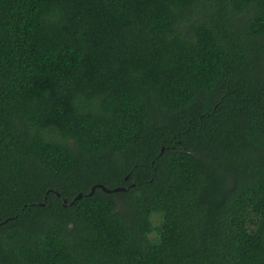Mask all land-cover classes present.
I'll use <instances>...</instances> for the list:
<instances>
[{
	"label": "trees",
	"instance_id": "1",
	"mask_svg": "<svg viewBox=\"0 0 264 264\" xmlns=\"http://www.w3.org/2000/svg\"><path fill=\"white\" fill-rule=\"evenodd\" d=\"M0 264H264V0H0Z\"/></svg>",
	"mask_w": 264,
	"mask_h": 264
},
{
	"label": "water",
	"instance_id": "2",
	"mask_svg": "<svg viewBox=\"0 0 264 264\" xmlns=\"http://www.w3.org/2000/svg\"><path fill=\"white\" fill-rule=\"evenodd\" d=\"M163 151H164V149H162V152H163ZM96 188H100V189H102L105 193H108V194H110V193H115V192H122V191H125L124 188L108 189V188H106V187L103 186V185H96V186H94V187L92 188V190H91V192H90L89 195H93L94 192H95V189H96ZM57 196H59V194H57ZM82 196H83L82 193H80V194L74 199V201H72V202L70 203V205H73V204H74L77 200H79ZM63 204H64V206H66V205H67V200H64Z\"/></svg>",
	"mask_w": 264,
	"mask_h": 264
}]
</instances>
